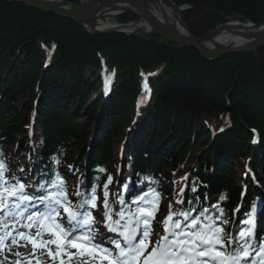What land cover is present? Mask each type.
<instances>
[{
	"label": "trees",
	"instance_id": "1",
	"mask_svg": "<svg viewBox=\"0 0 264 264\" xmlns=\"http://www.w3.org/2000/svg\"><path fill=\"white\" fill-rule=\"evenodd\" d=\"M170 1L186 7L184 21L197 38L232 20L264 23V0ZM126 16L118 22L137 20ZM145 82L150 93L141 104ZM0 160L26 194L44 193L42 183L55 191L51 185L62 179L78 208L95 188L103 220L107 183L113 220L123 211L135 221L129 212L150 207L158 193L153 230L170 213V225L192 217L207 224L209 217L226 237L251 228L252 253L242 263L258 264L264 48L209 61L157 34L94 35L69 19L0 0Z\"/></svg>",
	"mask_w": 264,
	"mask_h": 264
},
{
	"label": "snow or ice",
	"instance_id": "2",
	"mask_svg": "<svg viewBox=\"0 0 264 264\" xmlns=\"http://www.w3.org/2000/svg\"><path fill=\"white\" fill-rule=\"evenodd\" d=\"M108 84L109 80L106 79V91ZM144 89L150 93L146 82ZM6 170L5 162L0 160V233H2L0 234V249L5 246V241L9 238L13 244H17L18 237L30 242L34 250L54 244L57 252L55 254L48 252L53 259L68 255L71 260L72 255L65 251L71 246L81 250V255L99 256L100 261H107V264H242V261L252 253V246L249 243V238L252 236L251 228L241 230L238 237H226L225 230L216 226L209 217H205L209 220L207 224H204L199 217H192L190 222L183 226L179 220L170 225L169 222L173 219L170 213L163 221L165 235L155 242L151 251L145 256L149 243H151V220L154 219L157 210L159 194H154V198L149 201L150 207H138L135 212H129L130 217H136L135 226H133L132 219L121 225L120 220L124 219L125 213L123 211L119 213L120 220L112 219L107 199V183L104 185L103 193L106 222L104 226L107 232L115 233L118 238L111 239L110 246L106 247L103 242L94 241L95 218L91 211L81 212L79 210L85 208V205H90L92 209L97 207L98 197L95 188L92 189L90 199L86 198L78 208H74L64 191L62 179L51 185L55 191L48 190L42 183L39 185V190L47 194L29 196L25 193L23 183L8 180L5 176ZM108 183H111V177L108 178ZM224 198L221 196L222 200ZM144 200L145 197L141 196L133 203L139 204ZM33 202L44 204L45 211L32 213L25 217L24 212L20 211L22 205ZM120 203L123 204L124 201L121 200ZM180 215L183 216L184 221H189L188 214L181 213ZM9 216L26 218L28 223L21 225L22 228H27L30 232L34 226L41 227L54 239L44 240L45 231L42 230H38L35 237L15 229L8 231L11 227L6 222ZM65 216L70 225L69 230H65L58 219ZM246 223H251V221H246ZM17 255L20 254L17 253ZM257 255L261 257L260 264H264V245L260 246ZM60 264H65V261L61 259Z\"/></svg>",
	"mask_w": 264,
	"mask_h": 264
},
{
	"label": "bare ground",
	"instance_id": "3",
	"mask_svg": "<svg viewBox=\"0 0 264 264\" xmlns=\"http://www.w3.org/2000/svg\"><path fill=\"white\" fill-rule=\"evenodd\" d=\"M40 3L48 4L57 8H61L72 15L77 16L78 12H80V7L75 8L70 3L65 0H35ZM147 11L152 14L156 20V22L162 26L163 28L170 30L180 36L187 37L190 32L183 24L182 20L179 16V10L173 7L166 0H141ZM125 14H133L137 17V20L128 22V23H120L118 22V18ZM109 20H113L114 22H110ZM79 24L86 29L88 32H110V31H125L128 33L134 32H145L147 34H151V29L148 23L145 20L144 13L142 10L133 2L128 0H110L107 3L99 6L98 8L84 14L80 17ZM228 25L214 34L207 36L202 41V47L208 50H216L220 48H231V47H245L252 45L258 42L262 37L260 34L264 32V26L261 28L254 27L250 22H244L241 20H232L227 23ZM38 207L33 206L29 207L27 205H22L21 211L24 212L25 217L29 214L36 213ZM20 222L27 224L28 221L26 218L19 219ZM15 224H9L11 227L8 228V231H12L15 229L16 231L26 232L27 228H18L17 222H13ZM38 230L45 231V235L43 237H47L49 239H54L50 234L46 232V230L41 227L34 226L31 231L27 234L35 235ZM95 239L97 243L103 242L105 246L108 247L107 244V233L95 232ZM18 242H21L22 245L28 246L31 248L30 254L33 253L34 249L30 242L19 239L17 237ZM11 238L9 239V242ZM17 242V243H18ZM16 247L15 244H13ZM12 244L10 245V247ZM50 247H54V244L50 245ZM67 249L70 250V254L72 258L82 259L84 264H106L107 261L101 262L100 259L96 256H85L80 255V251L75 248L69 246ZM35 251L41 253L42 248H36ZM52 252V251H51ZM53 253V252H52ZM54 254V253H53ZM45 263L48 264H58L56 262V258L53 259L48 254H45L44 257Z\"/></svg>",
	"mask_w": 264,
	"mask_h": 264
},
{
	"label": "water",
	"instance_id": "4",
	"mask_svg": "<svg viewBox=\"0 0 264 264\" xmlns=\"http://www.w3.org/2000/svg\"><path fill=\"white\" fill-rule=\"evenodd\" d=\"M9 3H18V4H23L29 8H33L36 10H39L43 13H47V14H54L57 15L59 17L65 18V19H69L71 21H73L76 24H79L80 22V17L83 16L84 14L98 8L99 6L107 3L110 0H98L96 2H93L92 4H89L87 6H77V5H73L75 8H79L80 7V12H78V15H72L69 12L61 9V8H57L48 4H44V3H40L38 1L35 0H3ZM128 1H133L144 13V17L146 22L148 23V25L150 26L151 31H153L154 33H156L160 38H162L163 40H165L166 42H169L171 44H173L176 47H181V48H194L196 49L199 54L201 55L202 58L209 60V61H213L216 60L218 58H220L223 55L226 54H230V53H255V55H257V51L264 47V32L261 35V39L249 46H245V47H231V48H220V49H216V50H208L206 48L202 47V41L209 35L214 34L216 31L226 27L228 24H222L220 25L218 28L214 29L213 31L207 33L206 35H204L201 38H197L195 37L189 27L187 26V24L185 23L184 19H183V15L182 12L184 10H186V8L184 6H177L175 5L172 1L170 0H166L168 3H170L173 7H175L177 10H179V16L180 19L182 20L183 24L185 25V27L188 29V31L190 32L189 36L184 37V36H180L170 30H167L165 28H163L162 26H160L154 16L152 14H150L147 9L145 8V6L143 5L141 0H128ZM255 25L254 27L257 28H261L264 26V23L262 24H253ZM124 33L125 31H110V32H100V31H96V32H92L94 35L99 34V35H108V34H113V33ZM126 33V32H125Z\"/></svg>",
	"mask_w": 264,
	"mask_h": 264
},
{
	"label": "rangeland",
	"instance_id": "5",
	"mask_svg": "<svg viewBox=\"0 0 264 264\" xmlns=\"http://www.w3.org/2000/svg\"><path fill=\"white\" fill-rule=\"evenodd\" d=\"M65 1L68 2V3H70V4L77 5V6H87V5L93 3L92 0H65ZM126 15L127 14H125V16ZM122 16H124V15H122ZM125 18H127V16L126 17H123V19H125ZM109 21L112 22V23L114 22L113 20H109ZM91 34H93V33H91ZM123 34H126V35H129L130 36L133 33H128V32L125 33L124 32ZM151 34H156V33H154L152 31ZM96 35H99V34H96ZM104 35H106V34H104ZM134 35L147 36V35H150V34H147L145 32L140 31V32H134ZM262 48H264V47H262ZM262 48H260V49H262ZM9 217L7 218V222H8V219H9L8 224H10V223L11 224H15L13 222L16 221L17 222V225H18V228H21V225H23V222H20L19 221V219H20L19 216H16L15 218H13L11 216H9ZM58 219H60V222L63 225H65V223L68 224L66 217L58 218ZM159 226H160L161 229L164 228L163 222L160 223ZM103 229H104V227H103V225H102V223H101L100 220L97 221V223H95L93 225V231L97 232L98 234H99V232L109 233L107 231L104 232ZM68 230H69V227H68ZM28 231L29 230H26V232H24V233L26 235H29V234H27ZM158 232L159 231H151V233H150L151 243H149V247H148V249L145 252V256H147L148 252L151 251V248L155 244V242L158 241V240H160ZM35 236H36V233H35V235H33V237H35ZM9 239H7L5 241V246L2 249H0V262H3V264H17V262H19V264H48V263H45V261H44L45 254H48L49 251H52L54 254L57 252V248H56L55 245H54V247H50V245H48L47 247L42 248L41 253H39V252H37V251L34 250L33 253L30 254L31 248H29L28 246L22 245L21 242H18L17 244H15L16 247H14L12 241L9 242ZM43 239L44 240H48V238L46 236L43 237ZM11 244H12V246L10 247ZM65 251L67 253H70V250L69 249H66ZM17 253H19L20 255H17ZM82 256H85V255H82ZM61 259H63L65 261V264H84V262L82 261V259H79V258H71V260H69L68 255H63L61 257H56V262H58V264H60Z\"/></svg>",
	"mask_w": 264,
	"mask_h": 264
}]
</instances>
